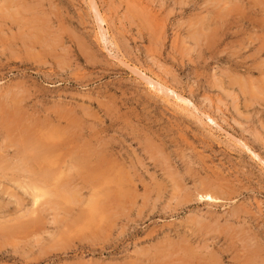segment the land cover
I'll return each instance as SVG.
<instances>
[{"label":"rangeland","instance_id":"374dc122","mask_svg":"<svg viewBox=\"0 0 264 264\" xmlns=\"http://www.w3.org/2000/svg\"><path fill=\"white\" fill-rule=\"evenodd\" d=\"M0 264H264V0H0Z\"/></svg>","mask_w":264,"mask_h":264},{"label":"bare ground","instance_id":"6f19581e","mask_svg":"<svg viewBox=\"0 0 264 264\" xmlns=\"http://www.w3.org/2000/svg\"><path fill=\"white\" fill-rule=\"evenodd\" d=\"M92 1H93V0H92ZM96 14H97V13H96ZM98 21H100V24H103V22H104V21H103L102 19H100V18H99ZM102 29H103V28H102ZM102 33H103V32H102ZM105 35H106V34H105ZM139 73L142 74L140 71H139ZM139 73H138V76H140ZM143 74H144V73H143ZM143 78H144V80H146V82L148 83L149 86H151L153 89H157V86L152 82L153 80L150 81V80L148 79V76L145 77V75H144ZM140 79H141V78H140ZM142 80H143V79H142ZM144 80H143V81H144ZM140 81H141V80H140ZM154 81H155V80H154ZM157 85H158V84H157ZM145 86H146V85H145ZM166 90H167V89H166ZM168 90H169V89H168ZM175 93H176V92H175ZM173 96H175V95H173ZM178 96H179V95H178ZM178 96H176L175 100H180V102L183 101V102L185 103V101H184L183 99H181L182 97L180 98V97H178ZM167 99H168V98H167ZM173 99H174V98H173ZM186 101H187V100H186ZM188 105H189V104H188ZM208 119H209V118H208ZM213 122H214V121H213ZM221 130H222V129H221ZM4 154H5V153H4ZM38 157H39V156H38ZM39 158H40V157H39ZM41 158H42V157H41ZM41 158H40V159H41ZM18 163H19V162H18ZM17 165H18V164H17ZM28 173H29V172H28ZM30 173H31V172H30ZM47 173H48V172H47ZM45 175H46V174H45ZM48 176H49V175H48ZM33 195H34V194H33ZM201 197H202V199H207V200H210V201H214V200H215L210 194L202 195ZM33 198H34V197H33ZM38 199H39V198H38ZM35 200H36V199H35ZM23 226H24V225H23Z\"/></svg>","mask_w":264,"mask_h":264}]
</instances>
